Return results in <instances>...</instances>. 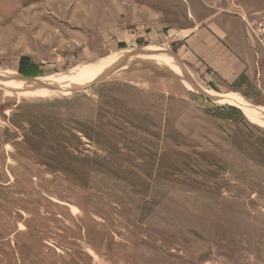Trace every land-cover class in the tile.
<instances>
[{"label":"rangeland","instance_id":"rangeland-1","mask_svg":"<svg viewBox=\"0 0 264 264\" xmlns=\"http://www.w3.org/2000/svg\"><path fill=\"white\" fill-rule=\"evenodd\" d=\"M259 4L0 0V264H264V107L189 46Z\"/></svg>","mask_w":264,"mask_h":264},{"label":"crops","instance_id":"crops-1","mask_svg":"<svg viewBox=\"0 0 264 264\" xmlns=\"http://www.w3.org/2000/svg\"><path fill=\"white\" fill-rule=\"evenodd\" d=\"M198 19L189 35L192 55L212 81L264 107V49L236 15L213 12Z\"/></svg>","mask_w":264,"mask_h":264},{"label":"built area","instance_id":"built-area-1","mask_svg":"<svg viewBox=\"0 0 264 264\" xmlns=\"http://www.w3.org/2000/svg\"><path fill=\"white\" fill-rule=\"evenodd\" d=\"M241 16L243 23L252 31L257 42L264 49V9L256 13H244Z\"/></svg>","mask_w":264,"mask_h":264},{"label":"bare ground","instance_id":"bare-ground-1","mask_svg":"<svg viewBox=\"0 0 264 264\" xmlns=\"http://www.w3.org/2000/svg\"><path fill=\"white\" fill-rule=\"evenodd\" d=\"M186 73H187V72H186ZM186 73H185V74H186ZM21 80H22V79H21ZM23 80L26 81L25 79H23ZM35 80H36V79H35ZM28 82H29V81H28ZM34 83H36V82L34 81ZM12 84H15V85H16V84H18V82H12ZM23 85H24V84H23ZM21 86H22V84H20V86H18V87H20V90L25 89L23 86H22V87H21ZM25 86H26V85H25ZM245 106H246V105H245ZM245 108L248 110L247 112H248L249 114L253 115V113H254V110H253V109H251L249 106H246Z\"/></svg>","mask_w":264,"mask_h":264},{"label":"water","instance_id":"water-1","mask_svg":"<svg viewBox=\"0 0 264 264\" xmlns=\"http://www.w3.org/2000/svg\"><path fill=\"white\" fill-rule=\"evenodd\" d=\"M112 69H114V68L111 67L110 69L107 70V72H108V71H112ZM3 78H4V77H3ZM20 78H21V79H26V80L33 81V79H27V78H25V77H23V76H20ZM39 83H41V85H46V86H51V85H53V83H45V82H39Z\"/></svg>","mask_w":264,"mask_h":264}]
</instances>
